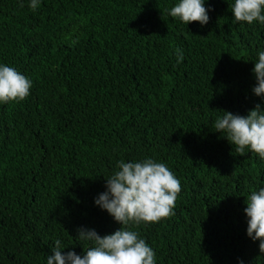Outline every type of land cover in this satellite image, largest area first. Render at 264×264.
I'll use <instances>...</instances> for the list:
<instances>
[{"label": "trees", "instance_id": "trees-1", "mask_svg": "<svg viewBox=\"0 0 264 264\" xmlns=\"http://www.w3.org/2000/svg\"><path fill=\"white\" fill-rule=\"evenodd\" d=\"M30 2L0 0V65L32 82L0 102V264H47L57 239L83 255L78 228L120 230L94 201L120 160L146 159L181 184L174 215L123 226L155 264H264L244 212L264 159L214 128L223 111L264 110V24L235 21L234 0H205L203 26L171 17L178 0Z\"/></svg>", "mask_w": 264, "mask_h": 264}, {"label": "clouds", "instance_id": "clouds-1", "mask_svg": "<svg viewBox=\"0 0 264 264\" xmlns=\"http://www.w3.org/2000/svg\"><path fill=\"white\" fill-rule=\"evenodd\" d=\"M39 0H31L29 7L35 11ZM210 9L205 0H178L171 8L170 15L179 18L186 25L199 22L202 26L209 21ZM231 11L237 22L259 21L264 24V0H234ZM177 62L183 59L182 50L176 49ZM253 73L256 86L252 91L256 96H264V51L258 53ZM32 82L15 68L0 65V102H20L28 97ZM214 123L216 132L223 134L229 143L235 145L240 156L250 149L264 159V110L260 105L250 110L246 116L223 111ZM118 170L106 178V191L99 194L95 204L106 210L115 221L122 224L113 234L101 236L95 229L80 227L78 238L90 242L83 255L74 251L66 254L59 239L55 240L53 255L47 257V264H155V252L141 239L136 231L126 230L128 224L159 222L175 213V201L181 191L180 181L164 164L153 159L143 162L120 160ZM247 235L253 241L259 240V251L264 253V188L252 191L245 202ZM243 264V261H240Z\"/></svg>", "mask_w": 264, "mask_h": 264}]
</instances>
